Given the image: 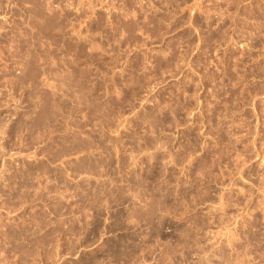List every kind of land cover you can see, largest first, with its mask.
<instances>
[{
  "label": "rangeland",
  "instance_id": "obj_1",
  "mask_svg": "<svg viewBox=\"0 0 264 264\" xmlns=\"http://www.w3.org/2000/svg\"><path fill=\"white\" fill-rule=\"evenodd\" d=\"M0 264H264V0H0Z\"/></svg>",
  "mask_w": 264,
  "mask_h": 264
}]
</instances>
